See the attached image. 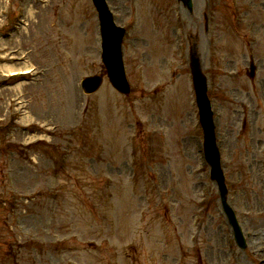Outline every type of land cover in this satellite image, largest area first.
<instances>
[{
	"label": "rangeland",
	"instance_id": "374dc122",
	"mask_svg": "<svg viewBox=\"0 0 264 264\" xmlns=\"http://www.w3.org/2000/svg\"><path fill=\"white\" fill-rule=\"evenodd\" d=\"M11 1L0 0V30ZM109 1L116 22L131 28L123 46L128 96L106 78L98 95H85L79 86L87 74L105 68L91 0L23 1L35 11L29 28L8 39L0 32V264L262 262L264 0H193L192 10L179 0ZM27 49L24 61L18 60ZM192 52L220 113L227 198L247 236L245 248L233 242L207 167L195 170L202 133L189 71ZM252 54L258 69L249 78ZM24 65L43 72L34 83L13 88L5 66ZM15 113L25 123L26 114L52 122L69 114L79 119L72 128L42 127L31 134L5 126ZM241 124L252 125L255 134L247 141L244 133L238 148ZM133 131L138 138L126 139L135 154L142 142L160 140L162 152L150 153L149 163L160 159L164 182L169 172L183 181L172 180L181 203L167 215L165 243L158 237L145 243L141 224L152 209L140 220L138 209L135 214L140 201L131 189L132 147L126 151L122 134ZM136 177L145 179L137 170ZM103 182L112 193H101Z\"/></svg>",
	"mask_w": 264,
	"mask_h": 264
},
{
	"label": "water",
	"instance_id": "95a60500",
	"mask_svg": "<svg viewBox=\"0 0 264 264\" xmlns=\"http://www.w3.org/2000/svg\"><path fill=\"white\" fill-rule=\"evenodd\" d=\"M102 23H103V34H104V48L106 49L105 55V62L109 65L110 74L115 75L116 73L120 72V65L118 64V54L117 51L114 52V56L108 53V41L110 40L111 36L113 35L112 26L110 23L107 22V18L103 15L102 16ZM115 42L119 39V33L116 34ZM118 50V49H117ZM199 81V79H197Z\"/></svg>",
	"mask_w": 264,
	"mask_h": 264
},
{
	"label": "bare ground",
	"instance_id": "6f19581e",
	"mask_svg": "<svg viewBox=\"0 0 264 264\" xmlns=\"http://www.w3.org/2000/svg\"><path fill=\"white\" fill-rule=\"evenodd\" d=\"M30 13H32V9L29 10L28 14H30ZM7 39H8V38H7ZM6 67H9V68H7V69H8V70H11L10 73L13 72V70L16 71V68H13L12 66H5V68H6ZM27 67H28L27 65H24V67H21V68L24 69V68H27ZM11 68H13V69H11ZM25 84H27V83H25V82H20V83L15 84V85L12 86V87H13V88H19L21 85H25ZM25 118H26L25 120H29V119H30V115L27 114Z\"/></svg>",
	"mask_w": 264,
	"mask_h": 264
}]
</instances>
